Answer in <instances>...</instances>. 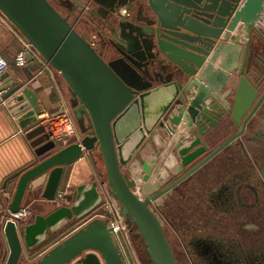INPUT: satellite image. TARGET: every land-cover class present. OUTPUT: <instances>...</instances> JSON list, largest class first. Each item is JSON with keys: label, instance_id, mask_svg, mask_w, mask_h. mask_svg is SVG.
<instances>
[{"label": "water", "instance_id": "95a60500", "mask_svg": "<svg viewBox=\"0 0 264 264\" xmlns=\"http://www.w3.org/2000/svg\"><path fill=\"white\" fill-rule=\"evenodd\" d=\"M73 1L86 5L84 0ZM135 1L93 0L101 7L97 13L101 20L94 14L84 15L78 6L87 26L91 24L86 28L89 31L82 33L76 26L84 21L71 23L50 0H0L1 14L68 85L82 134L80 142L56 151L52 133L38 120L41 110L35 93L13 80L0 86V93L6 91L0 102L10 115L23 113L16 121L36 157L2 186L14 189V194L8 209L0 212V264H25L26 252L35 253L64 227L101 206L99 183L93 182L77 188L70 206L57 204L50 213L35 215L21 224L6 220L8 213L21 211L30 184L45 175L42 200L55 203L65 168L84 156L100 165V176L107 179L109 193L120 205V216L129 229H138L136 237L144 242L152 264H178L152 205L239 139L252 121L261 120L257 113L264 102V27L257 24L262 20L264 0H140L135 22L144 26L131 23L128 14H119L121 6L128 13ZM114 14H119V22ZM240 25L246 30L244 45L239 37L231 40ZM110 48L116 53L112 62L104 59ZM152 65L170 78L161 87H153L147 71ZM7 76L6 72L0 75V82ZM160 89L166 92L151 101L148 116L151 123L159 116L153 127L143 126L145 117L140 115L126 119L132 108L142 104L145 109V100ZM227 119L240 131L169 186L148 181L153 173L152 159L144 160L140 164L146 181L143 198L135 194L131 172L122 170L148 135L154 142L153 136L165 134L162 129L167 122L175 127L184 124L175 150L186 167L206 152L207 144ZM182 167L178 166L180 172ZM4 245L8 251L5 258ZM74 262L128 264L115 228L102 218L84 224L32 264Z\"/></svg>", "mask_w": 264, "mask_h": 264}, {"label": "flooded vegetation", "instance_id": "af4514ba", "mask_svg": "<svg viewBox=\"0 0 264 264\" xmlns=\"http://www.w3.org/2000/svg\"><path fill=\"white\" fill-rule=\"evenodd\" d=\"M50 1L66 10L68 14H63L71 22L79 19L88 24L84 15H91L89 3L79 5L84 14L80 19L73 0ZM257 115L261 120L252 121L239 139L159 198H168L167 219H172L168 235L181 238L172 244H182L190 264H264V102ZM239 131L227 119L207 144L206 152L182 172L177 166L178 172L165 186L179 180ZM177 140H171L170 152ZM153 210L159 217L163 212L159 206Z\"/></svg>", "mask_w": 264, "mask_h": 264}, {"label": "crops", "instance_id": "0c3cea01", "mask_svg": "<svg viewBox=\"0 0 264 264\" xmlns=\"http://www.w3.org/2000/svg\"><path fill=\"white\" fill-rule=\"evenodd\" d=\"M117 1L121 2L123 0ZM139 1L140 0H136L134 2V5L128 12V15L130 17L129 20L131 23L138 26H144L143 23H140L139 21L135 22L139 9L142 6ZM84 2L86 3V5L90 2L89 4L91 5V14H94L96 17H98L97 13L101 9L100 5H97L95 2H93V0H84ZM79 8V10H83L82 7ZM120 8V11L122 9H125L123 6H121ZM77 13L79 14V17L83 15L82 11H79ZM114 15V19L118 21L119 14ZM98 18L100 19L101 17ZM90 25L91 24H89L88 26L86 25V28L91 27ZM17 36V32L12 24L0 13V53L8 62V69L6 71L8 76L0 82V86L13 80L15 84L20 85L22 89H29L30 91L35 93L36 97L38 98V106L41 112H46L51 117H56L61 112H67L71 116L75 126L78 128V124L74 117L72 107L74 99L70 93L68 85L66 84L60 73L48 66L43 59H35L23 69L16 67L15 58L23 49L22 43L17 38ZM115 54V51L110 48L109 52L106 54V57L109 60H112L115 57ZM220 60L221 58L219 59V61ZM151 74L153 75V87H159L168 82V80L170 79L168 78V74L161 69H158V67L155 69L152 67ZM155 81H157V83H154ZM5 92L6 91L1 92L0 96ZM19 94L20 93H17L16 95ZM21 115H23V113L19 114L16 117L11 116L10 110L5 107V103L0 102V212L6 211L10 202L12 201V197L14 194V189L8 191L2 188L5 181L14 173L28 167L34 161H36L34 149L30 146V141L26 139L25 132L20 129L16 121L17 118ZM169 124L170 121L167 123V125ZM169 127L170 126H167V129H169ZM48 129L49 128H46L48 132H51L50 129ZM175 135L176 134H171L169 136L167 135V137L169 138V140H172L175 138ZM153 139L154 142H158V140L162 138L159 134L153 136ZM166 146L168 147V141L167 144L164 143L160 145V151L162 148L163 149L161 152L165 151ZM63 148L64 147H61L59 144L56 151H59ZM162 155L164 154H160L159 152L156 159H162ZM98 165L99 164L96 165L92 161L91 157L86 156L79 161L67 166L64 171L61 188L62 185H65L66 188L70 187L73 189V191H77V188L80 185L93 183L94 171L98 175L101 174V169L99 168L100 165ZM137 172L140 173L139 169ZM46 181L47 176L45 175L30 184L23 201V207H28L36 215L48 214L50 213V211L57 208V206L56 208H54V204L56 203L45 202L42 200V197L38 198L34 195V192H37L41 196ZM70 192L72 193V190ZM31 220L32 219H25L24 222Z\"/></svg>", "mask_w": 264, "mask_h": 264}, {"label": "rangeland", "instance_id": "374dc122", "mask_svg": "<svg viewBox=\"0 0 264 264\" xmlns=\"http://www.w3.org/2000/svg\"><path fill=\"white\" fill-rule=\"evenodd\" d=\"M63 12V11H62ZM1 13V12H0ZM64 13V12H63ZM64 14H67L64 13ZM72 23H76V20L73 19ZM13 26V25H12ZM14 27V26H13ZM77 30L84 33L86 30V25L83 22H80L79 24H77L76 26ZM14 29L16 30V32L21 36V33L14 27ZM24 38V37H23ZM245 38V36L243 37V39ZM25 39V38H24ZM26 40V39H25ZM245 41H243L241 44L244 45ZM104 59L108 62H112V60H109L106 55L104 54ZM50 66V65H48ZM152 67L155 69L157 68V66H150L147 71L150 73V77H152L153 75L151 74V70ZM154 83H157V81H155ZM230 83V82H229ZM154 85V84H153ZM69 114V113H68ZM53 118V117H52ZM71 118V117H70ZM73 121V120H72ZM58 122V121H57ZM59 124V122H58ZM59 126V125H58ZM75 126V124H74ZM75 128V127H74ZM158 129V126L155 128ZM76 133L78 134V138L79 140L82 139V134L80 133L79 129L76 127ZM170 130V131H169ZM173 130L171 128L168 129V131H164L166 134L171 133ZM76 134V136H77ZM161 138L163 139V141L158 140V142H153L151 136L148 135V139L142 144V147L140 148L138 154L133 157V159L131 160L129 165H126L123 167V172L124 173H129L130 169L134 168L136 170H133L134 172H137L138 169L139 171H143L141 169V163L144 160H150V159H156L157 154H165V156L167 157L168 152L174 157V162L172 165H176V167L173 169L172 165L171 166H167L169 167L168 170L165 167H161V160L164 159L163 155H162V159L158 160L160 161L158 164V172H157V178L155 180V182L157 181L159 184H163V185H167L168 183L171 182L172 178L174 177V174H176L178 171L176 170L177 166H181L182 167V161H181V157L177 154V152L172 149V151L170 152L171 147L169 146L170 141L169 138L165 135V134H160ZM76 138V137H75ZM77 140V139H76ZM168 141V147H165V151L161 152L160 151V145L162 144H167ZM74 140L70 139L68 141V144L73 143ZM59 144H57L56 146H58ZM158 145V147H157ZM60 146H64L63 143L60 142ZM161 156V155H160ZM86 157V156H84ZM82 157V158H84ZM89 157V156H88ZM81 158V159H82ZM161 158V157H160ZM79 161V160H78ZM157 161V162H158ZM164 163V161H163ZM140 166V167H139ZM154 168H156V166H153V170ZM183 168V167H182ZM141 169V170H140ZM153 174L155 175V173L153 172L151 176H153ZM150 176L149 178V182L154 184V181H152V177ZM130 177L132 178V174L130 173ZM94 182H98L99 183V188H100V192L103 196V202L101 204V206H99V208H97L95 210V212H93L92 214H90L88 217H86L85 219H82L80 221H75L72 222L71 224H69L68 226L64 227L62 230H60L58 233H56L45 245H43L41 248H39L38 250H36L35 253L30 254L27 253L25 254V264H32L35 263L37 260H39L43 255H45L50 249H52L54 246H56L57 244L61 243L63 240H65L67 237H69L71 234H73L76 230L79 229V227H82L84 224L88 223L89 221L96 219V218H102L107 220L110 224H119L121 222L120 217L116 214V209H117V204L116 202L111 199L108 198L106 195V186L105 184H101L103 182H107L106 178H102L100 175H98L95 171H94V178H93ZM137 184L141 185L138 186L136 189V193L139 197H143V184L144 181L138 179L135 180ZM62 183V182H61ZM107 184V183H106ZM157 184V183H156ZM158 184V185H159ZM134 189V191H135ZM60 191L58 192L57 196H56V204H54V208H56L57 204H60L61 206H70L72 204H74V199H75V195H76V191H73L72 188L68 187L66 188L65 185H60ZM72 190V193L70 192ZM35 197L41 198V196L39 195V193L34 192ZM42 195V194H41ZM34 198V197H32ZM168 198H162V199H158L156 202H154V204L152 205L155 209L156 207H160L161 210H163V212L159 211V215H160V220L162 222V225L167 233V236L171 242V246L172 249L174 251V254L176 255V259L178 261V264H190L188 258L187 260H185L186 258V252L183 249L182 244L180 243L179 245H173L172 242L174 243V239H181L180 237H176V235L174 234V236L172 235V237H170V235H168V231H169V224H171L172 219H167V213H168V209H167V204H168ZM164 203V204H163ZM166 203V204H165ZM165 205V206H164ZM25 208V207H24ZM28 208V207H26ZM28 210H30V215L26 218L28 219H33V217L36 215L34 212L31 211V209L28 208ZM34 214V215H33ZM170 217V216H169ZM25 220V219H24ZM24 220L22 221H18L20 224L24 223ZM178 225V224H177ZM139 231L136 227H133L132 229H129L128 227L124 228L121 227L119 232L116 233V240L120 246V249L122 251V253L124 254L126 261L128 264H152V262L149 260V256H147L146 250H145V246H144V242L140 239L136 237V234H138ZM171 233V232H169ZM171 238V239H170ZM177 239V240H178ZM176 243V242H175ZM178 244V243H176ZM4 249L5 251V257H7V247L6 245H4ZM72 264H76V262L72 263Z\"/></svg>", "mask_w": 264, "mask_h": 264}, {"label": "built area", "instance_id": "2783aa9c", "mask_svg": "<svg viewBox=\"0 0 264 264\" xmlns=\"http://www.w3.org/2000/svg\"><path fill=\"white\" fill-rule=\"evenodd\" d=\"M119 14L121 16H124V15H127L128 13H127L126 9H122ZM17 35H18L17 38L22 43L23 49L15 58L16 67L23 69L30 62L34 61L35 59H41V60L43 59V57L39 54V52L31 44H29L27 40H25L23 37H21L18 33H17ZM7 69H8V62L0 53V75L5 73L7 71ZM70 117L71 116L67 112H61L59 115H57L56 117H53V118L49 114H47L46 112H41V114L38 116L40 125L50 129V131L53 135L52 140L55 141L56 145L60 144V142H61V143H63L64 148L73 144V143H77V142L81 141V140H79L78 134L76 133V131H77L76 126H74V122L72 121V118H70ZM57 121L59 122V124ZM76 134H77V136H76ZM70 139L71 140L73 139L74 142L71 144L70 143L68 144V141ZM101 184L102 185L105 184V186H106L105 191H106L107 197L113 199L116 202V204H117L116 214L121 219L119 203L110 195L109 188H108L106 182H103ZM30 214H31L30 210H28V208H24L22 206V209L18 214L12 215L9 213V215H7V217H6L7 218L6 220L11 219V220H15L18 222V221H22V220L26 219ZM112 225L115 228V225L114 224H112Z\"/></svg>", "mask_w": 264, "mask_h": 264}, {"label": "bare ground", "instance_id": "6f19581e", "mask_svg": "<svg viewBox=\"0 0 264 264\" xmlns=\"http://www.w3.org/2000/svg\"><path fill=\"white\" fill-rule=\"evenodd\" d=\"M64 15V14H63ZM65 16V15H64ZM70 21V20H69ZM71 22V21H70ZM72 23V22H71ZM258 26V28H262V27H264V13L262 14V20L261 21H259L258 22V24H257ZM241 25L238 27V29H236L233 33H232V36H231V40H233L234 38H236V37H239L240 38V42L242 43L243 41H245L244 43H246V30L244 29V28H242L241 29ZM245 36V38L243 39V37ZM220 61H222V59L220 60ZM219 63V62H218ZM215 68H218V65L217 66H215ZM162 86V85H161ZM161 86H159V87H161ZM165 89H160V91L159 92H154L153 94H152V96L150 97V98H148V100H145V109L142 107V104H140L139 105V107H134V108H132L131 110H130V113L126 116V119H128V118H131V117H133V119H137V117L139 118V115H140V117H145V121H143V126H145V127H153V125L156 123V121L159 119V116H157L156 117V120H154V122L153 123H151V121H150V119L148 118V116H150V112H151V110H152V100H154V98L156 97V96H158L159 95V93H164V92H166V91H164ZM170 96H172V95H170ZM164 109V108H163ZM135 116V117H134ZM128 117V118H127ZM152 118V117H151ZM168 123V122H167ZM167 123H166V125H167ZM183 125L184 124H181L179 127H175V126H173V125H171V124H169V128H171L173 131H175L176 133H174V134H176L175 135V137H177V141H176V143H178V141H180L181 140V138H180V134L181 133H183L184 131H185V129H184V127H183ZM162 131H166V129L164 128V129H162ZM167 131H168V129H167ZM165 133V132H164ZM166 134V133H165ZM168 134H166V136H167ZM169 135H171V133H169ZM159 140H161L162 141V139H159ZM155 143V142H154ZM171 147H172V145H171ZM171 150V149H170ZM174 150H175V146H174ZM164 157V159H162L161 160V167H165L167 170H168V168L169 167H166V165L167 166H171L172 164H173V162H174V157L168 152V154H167V157L165 156V154L163 155ZM158 160L157 159H152V164H151V167H153V166H156V168H154V173H155V175L153 174V176H151L153 179H152V181H154V184L153 185H158L159 183L156 181L155 182V180H156V178H157V170H158V164H159V162H157ZM163 161H164V163H163ZM172 166H174V165H172ZM140 167V166H139ZM141 169H142V167H141ZM133 170H135L134 168H132V169H130V172H131V174H132V178L134 179V181L135 180H138V179H140V180H142V181H144V177H143V175H144V173H143V171H141L140 173H138V172H134ZM143 170V169H142ZM135 183H136V181H135ZM146 183V181H144V184ZM157 183V184H156ZM144 184H143V186H144ZM138 186H141V185H139V184H137L136 183V189H137V187ZM136 189H135V194L137 195V193H136ZM143 194H144V187H143ZM138 196V195H137ZM139 197V196H138ZM139 198H143L142 196L141 197H139ZM121 227H124V228H126L127 227V225H126V223H125V219L123 218V217H121V222L119 223V224H115V232L116 233H118L119 232V230H120V228Z\"/></svg>", "mask_w": 264, "mask_h": 264}, {"label": "trees", "instance_id": "16d2710c", "mask_svg": "<svg viewBox=\"0 0 264 264\" xmlns=\"http://www.w3.org/2000/svg\"><path fill=\"white\" fill-rule=\"evenodd\" d=\"M56 6H57V5H56ZM57 7H58V10H59L60 12H62V11L64 12V9H62V8L59 7V6H57ZM63 12H62V13H63ZM64 13H65V12H64Z\"/></svg>", "mask_w": 264, "mask_h": 264}]
</instances>
